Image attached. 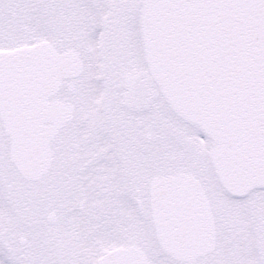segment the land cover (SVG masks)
<instances>
[{"label": "snow or ice", "instance_id": "obj_1", "mask_svg": "<svg viewBox=\"0 0 264 264\" xmlns=\"http://www.w3.org/2000/svg\"><path fill=\"white\" fill-rule=\"evenodd\" d=\"M0 264H264V0H0Z\"/></svg>", "mask_w": 264, "mask_h": 264}]
</instances>
